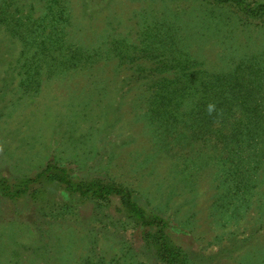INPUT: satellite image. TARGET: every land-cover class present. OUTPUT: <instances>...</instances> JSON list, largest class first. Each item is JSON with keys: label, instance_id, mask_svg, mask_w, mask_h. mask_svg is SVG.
<instances>
[{"label": "rangeland", "instance_id": "obj_1", "mask_svg": "<svg viewBox=\"0 0 264 264\" xmlns=\"http://www.w3.org/2000/svg\"><path fill=\"white\" fill-rule=\"evenodd\" d=\"M47 166L129 190L186 264H264V0H0V264H161Z\"/></svg>", "mask_w": 264, "mask_h": 264}, {"label": "trees", "instance_id": "obj_2", "mask_svg": "<svg viewBox=\"0 0 264 264\" xmlns=\"http://www.w3.org/2000/svg\"><path fill=\"white\" fill-rule=\"evenodd\" d=\"M261 8L262 7L258 6L256 12H258ZM225 77L228 78L229 76L227 75ZM229 85L232 87L234 83H229ZM226 91L227 93H220V95H222L220 97H223L222 99L214 102L215 110L211 114L207 112V107L205 108V125L213 118H215L216 112L222 109V104H238L240 102H244L247 99L246 97H248L247 95L234 92L232 88L231 90L227 89ZM251 112H253L254 115L255 112L257 113L256 110H251ZM246 118L252 120L253 123H257V115L254 117ZM211 129L213 128L208 125V127L205 128V133L206 131H211ZM41 173L42 178L40 180H45L47 182L60 181L65 184L66 188L71 189L70 191L79 193L81 195H84L85 197L88 196L90 199L100 201L104 200L105 202H107L110 201L111 197H116L120 205H122L123 207H127L129 217H131L134 225L140 226V240H143L148 246H152L154 248L155 254L159 258L161 264H186L185 253L179 246L171 241L169 234L164 230V224H161L162 219L159 218L158 215L154 212H145L144 208L139 206L133 199L129 190L114 183L108 182L107 184H101L98 180L87 181V183H76L72 181V183L67 178L66 170L64 168H57L54 166L45 167ZM7 187L8 184L6 182H0L1 191L2 189H5L6 191ZM8 192L11 193V196H16L21 193V190H8ZM150 228H152V230H150Z\"/></svg>", "mask_w": 264, "mask_h": 264}, {"label": "clouds", "instance_id": "obj_3", "mask_svg": "<svg viewBox=\"0 0 264 264\" xmlns=\"http://www.w3.org/2000/svg\"><path fill=\"white\" fill-rule=\"evenodd\" d=\"M207 112L211 114L215 110V105L212 103H209L206 108Z\"/></svg>", "mask_w": 264, "mask_h": 264}]
</instances>
